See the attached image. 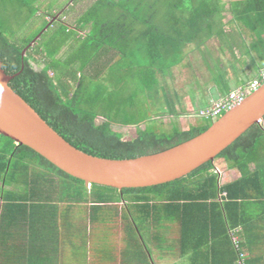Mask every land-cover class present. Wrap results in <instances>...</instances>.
I'll list each match as a JSON object with an SVG mask.
<instances>
[{
  "label": "trees",
  "instance_id": "obj_1",
  "mask_svg": "<svg viewBox=\"0 0 264 264\" xmlns=\"http://www.w3.org/2000/svg\"><path fill=\"white\" fill-rule=\"evenodd\" d=\"M21 4L29 11L25 20L29 35L26 32L24 36L11 37L0 23L3 70L10 76L19 74L10 87L67 142L98 158L128 160L166 151L204 133L226 113L217 118L201 116V112L214 106L208 103L196 113L201 124L154 131L144 119L145 108L134 103L123 107L131 91L122 88L123 81L135 78L143 92L152 97L161 94L168 107L161 117H177L188 111H176L180 97L175 92L166 93L159 79L187 59L189 48L194 46L200 53L202 48L209 51L208 43L216 39L218 50L223 52L232 39L233 47L242 56L264 59V0H93L75 20L68 16L78 0H23ZM227 26L232 27V33H227ZM45 29L23 59V52ZM62 52L64 56H60ZM125 65L130 69L137 65L140 74L127 72L128 78L121 77ZM220 72L219 81L211 80L224 99L231 92L225 74ZM110 87L117 89L112 91ZM135 110L139 112L131 115ZM132 128L138 131L132 134ZM217 160L237 169L241 178L232 183L224 178L220 181ZM58 180L67 182L68 199H63V185ZM260 185L264 187V118L213 163L190 175L163 185L122 191L98 185L88 190L83 181L67 175L29 147L0 135L2 200L81 201L77 195L83 192L89 201L98 204L94 205V216L100 215V205L116 206L113 219L117 221L120 214L121 232L127 243L124 252L137 251L139 247L140 264H152L148 255L151 249L143 233L151 234L152 242L163 248L164 223L169 220L178 227V238L172 242L173 255L179 259L181 249L191 250V246L196 255L197 232L206 234L203 246L212 242L217 223L222 221L226 226L229 208L240 200L259 198L254 191ZM122 202L127 207H119ZM119 208L121 213H117ZM131 218L138 225H133ZM139 234L143 244L138 241ZM233 247L238 264L243 252L241 241L237 248L233 241Z\"/></svg>",
  "mask_w": 264,
  "mask_h": 264
},
{
  "label": "crops",
  "instance_id": "obj_2",
  "mask_svg": "<svg viewBox=\"0 0 264 264\" xmlns=\"http://www.w3.org/2000/svg\"><path fill=\"white\" fill-rule=\"evenodd\" d=\"M60 56H64V52ZM230 61L233 62V65L228 64L227 68H221L230 92L246 85L264 70V59H258L256 56H242L240 53L237 59ZM212 88L218 87L213 86ZM211 93L212 96L208 102L212 105L223 97L219 88L211 90ZM184 111L188 112L181 114L180 119L186 117L184 115L189 114L192 110L191 108L182 110L181 113ZM189 116L191 114L187 115L188 118ZM192 117L194 118V116ZM199 124L201 122L196 119L195 123L176 127L183 129ZM219 163L222 168L224 167V170L220 171L216 166L220 181L224 178L226 182L232 183L241 178V173L237 169L229 168L224 161L220 160ZM58 182L61 181L58 180ZM254 192L259 195V198L240 200L236 206L229 208V217H225L226 226L222 221L215 224V238L212 242L203 246L206 234L197 232L196 255H194L193 246H191V250L181 249L179 259L176 258L175 263L236 264L233 240L238 239L241 241L242 253L246 256L247 264H264V187L257 186ZM123 204L125 202H122L119 207H122ZM94 205L98 204L92 200L36 199L12 203L0 198V264H140L139 247L137 251L133 249L129 253L124 252L127 243L121 232L120 214L117 217L120 228L117 259L110 260L107 239L103 243V238L100 236L98 242L100 235L98 228L103 230L102 227L105 226L102 213L108 207L98 206L103 209L98 211L99 216H94ZM77 209H80V212ZM82 213L84 214L82 215ZM117 213H121L120 208ZM136 215L139 218L138 213ZM136 217L135 221H138ZM131 219L133 225L138 223L134 222V218ZM224 226L228 229L227 233L224 231ZM187 229L188 227H186ZM174 230L176 231L175 236ZM177 233V225L165 220L163 234L166 239L163 248H158L159 246L152 242L151 234H145L144 242L150 246L152 251L148 253L152 264H173L171 261V257H174L172 242L174 238H178ZM138 241L139 243L143 241L140 234ZM156 248L158 249L154 251ZM153 253L155 261L152 258Z\"/></svg>",
  "mask_w": 264,
  "mask_h": 264
},
{
  "label": "water",
  "instance_id": "obj_3",
  "mask_svg": "<svg viewBox=\"0 0 264 264\" xmlns=\"http://www.w3.org/2000/svg\"><path fill=\"white\" fill-rule=\"evenodd\" d=\"M23 52L33 48L42 34ZM3 70L0 60V135L29 147L86 187L98 185L122 191L167 184L190 175L216 158L264 118V85L226 112L204 133L166 151L128 160L86 154L61 137L14 90L18 76Z\"/></svg>",
  "mask_w": 264,
  "mask_h": 264
},
{
  "label": "rangeland",
  "instance_id": "obj_4",
  "mask_svg": "<svg viewBox=\"0 0 264 264\" xmlns=\"http://www.w3.org/2000/svg\"><path fill=\"white\" fill-rule=\"evenodd\" d=\"M21 1L23 0H0V15L2 19L0 23L3 24L2 28H5V30L7 31H5V33H8L9 35H11V37H14V35L24 36L26 32L27 35L30 34V27L28 24H26L27 22L25 21L29 16V11L27 10V8H24L22 6ZM92 1L93 0H78V4L74 5V10L68 16V19L71 18L72 20H75L86 10L88 5L92 3ZM72 3L73 1L71 2V4ZM231 28L232 27L230 26H227L225 28L227 33H232ZM237 34V37L239 38L240 32L238 31ZM246 38L247 40H249V37L246 36ZM233 41L234 40L232 39L230 40V43L227 44L223 52L218 50L219 42L216 39L211 40L208 43L209 51L205 48H202L201 51L203 52L200 53L196 48H194V46H192L188 49L187 59H185V61L179 66L174 67L171 71H169L168 75L164 74L166 75V77L162 76L159 79V81H161V83L166 86V93L167 91H169V93H172L174 95L175 92L177 93L178 97H180L177 98L178 101L175 106L178 113H181L182 110H189L190 108L193 112H195V114H193V112L190 111L191 113L189 112V114H191V116H189V118L187 117V115H189L188 113L184 115L186 117L181 119L179 116L172 117L166 115L165 117H161L162 113H165L168 109L164 97H162L161 94L157 95V97H152L153 94H149V92H143L142 85L139 83V81L135 80V78L129 81L122 82V88L124 90H131L130 95L125 96L127 102L123 107H126L127 104L134 103L136 106H138V108H145L144 112L147 114L143 112V115L144 119L147 118L148 120L146 122L147 126L152 130L155 129L154 131L158 132L169 131L173 126H187L190 123H195L196 119L200 121V116L196 113L199 112L201 108H206V106L208 105L210 96H212L211 90L218 89L212 88L213 86H216V84L213 83L211 79H217L219 81L221 75L220 71H222L221 68H227L228 64L233 65L234 60H232L233 62L230 60L236 59V57L234 56L235 53L238 57L240 56L239 50H235V48L233 47ZM217 67H219L220 70ZM124 68L126 69L121 72V77L123 78H128L127 72H131L136 75L140 74L137 65L133 66V69L127 68L126 65ZM168 88H170L171 91L168 90ZM116 89V87H110V90L112 91H115ZM135 112L138 113L139 110L131 111L130 114L133 115L135 114ZM158 116H160L161 118H158ZM192 116H194L195 119ZM136 117L139 118L138 114ZM137 131L138 129L136 128H132L130 130L132 134H135ZM219 162L220 160H217L215 162V165L220 169V171L224 170V167L222 168ZM59 183H62L63 185L61 191L63 199H68L70 194L68 191H66V187L68 186L66 185L67 182L62 180V182ZM87 188L89 190L90 187ZM86 193L90 194L91 191H87ZM96 193L97 191H94L92 196L93 198H95ZM77 197V200L83 201L85 199L84 201H89L88 198L85 197V193L83 192L77 195ZM115 207L113 205H110L109 208L104 209L106 212L104 211L102 215L105 219V226L102 227L103 230L98 228L100 230L98 242L100 236H102L101 238H103V243L106 242L107 239L111 261L117 259V247L119 244L118 232L120 231V228L117 227V221L113 219L115 217V211H117V208ZM77 211L79 212L80 209H77ZM116 227L119 229H117ZM143 234L144 236H146L145 233ZM157 249L158 248H156L154 251H156ZM154 256L155 255L153 253V260ZM175 260V256L171 257V261L173 262V264H175Z\"/></svg>",
  "mask_w": 264,
  "mask_h": 264
},
{
  "label": "built area",
  "instance_id": "obj_5",
  "mask_svg": "<svg viewBox=\"0 0 264 264\" xmlns=\"http://www.w3.org/2000/svg\"><path fill=\"white\" fill-rule=\"evenodd\" d=\"M264 85V70L259 75L246 85L238 88L230 93V95L224 99L219 100L210 109L201 112V116L217 118L222 112H228L237 106L241 105L246 97L256 91H258ZM234 245L238 247L239 240L234 239ZM238 264H245L244 254H240Z\"/></svg>",
  "mask_w": 264,
  "mask_h": 264
},
{
  "label": "flooded vegetation",
  "instance_id": "obj_6",
  "mask_svg": "<svg viewBox=\"0 0 264 264\" xmlns=\"http://www.w3.org/2000/svg\"><path fill=\"white\" fill-rule=\"evenodd\" d=\"M175 127H176V126H173L172 129L175 128ZM125 204H126V203H125ZM125 204H123V206H124ZM123 206H122V207H123ZM125 207H127V206H125Z\"/></svg>",
  "mask_w": 264,
  "mask_h": 264
},
{
  "label": "clouds",
  "instance_id": "obj_7",
  "mask_svg": "<svg viewBox=\"0 0 264 264\" xmlns=\"http://www.w3.org/2000/svg\"><path fill=\"white\" fill-rule=\"evenodd\" d=\"M252 80H253V79H252ZM252 80H251V81H252ZM248 83H249V82H248ZM241 87H242V86H241ZM232 92H233V91H232ZM250 95H251V94H250ZM248 96H249V95H248ZM248 96H247V97H248ZM247 97H246V98H247ZM89 187H91V186H89Z\"/></svg>",
  "mask_w": 264,
  "mask_h": 264
}]
</instances>
